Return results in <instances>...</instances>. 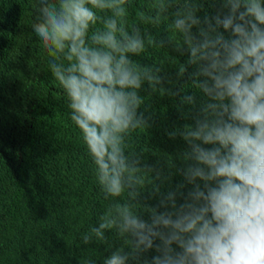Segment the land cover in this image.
Returning <instances> with one entry per match:
<instances>
[{"label": "clouds", "instance_id": "obj_1", "mask_svg": "<svg viewBox=\"0 0 264 264\" xmlns=\"http://www.w3.org/2000/svg\"><path fill=\"white\" fill-rule=\"evenodd\" d=\"M28 2L25 13L37 5ZM127 5L38 0L33 31L51 58L49 69L66 95L105 199L120 198L83 243H108L105 233L115 230L128 247L103 259L92 248L38 245L43 253L31 258L40 257L39 264H264V0H211L215 14L203 16L201 0H151V15L141 12L131 25ZM98 21L103 27L90 31ZM142 24L157 32L167 24V37ZM149 46L186 57L174 77L160 65L133 59ZM186 74L199 90V103L181 95L182 85L164 87ZM162 88L178 107L190 106L183 117L192 120L164 130L187 146L179 162L168 164L149 163L143 150L128 148L131 134L154 122L142 93ZM55 155L48 154V167ZM55 170L52 178L69 187L80 181L73 170ZM177 175L183 179L175 183ZM53 191L58 196L60 187ZM142 202L150 209L146 214L137 207ZM24 203L20 195L12 202L0 197V217ZM28 233L0 223V252L23 251Z\"/></svg>", "mask_w": 264, "mask_h": 264}, {"label": "trees", "instance_id": "obj_2", "mask_svg": "<svg viewBox=\"0 0 264 264\" xmlns=\"http://www.w3.org/2000/svg\"><path fill=\"white\" fill-rule=\"evenodd\" d=\"M201 2L204 5L201 16L215 14L211 0ZM150 3L151 0H128L129 25L138 19L141 12L151 15L147 7ZM28 5V0L0 1V197L12 202L20 195L25 200L22 207L5 208L0 223L30 232L23 251L7 255L0 252V256L4 257V264H39L42 261L40 257L31 258L43 253L38 245L47 250L59 245L96 249L106 259L114 248L128 247L125 238L112 230L105 233L108 243L93 240L86 245L82 237L98 225L113 201L120 198L105 199L97 182L95 165L79 129L70 119L66 95L49 69L51 58L33 31L38 16V0L37 5L25 13L24 7ZM98 15L107 13L98 12ZM102 27L98 21L90 31ZM141 27L161 39L167 37V24L161 25L158 32L148 24ZM133 59L143 65H160L165 73L174 77L186 57H179L167 46H149ZM194 70L195 66L188 68L189 73ZM176 84L184 87L181 95H194L199 103V90L187 74L180 81L170 80L164 87ZM142 95L145 105L153 113L154 122L152 126L131 134L129 150H143L149 163L179 162L180 153L187 146L179 137L169 139L164 130L190 125L192 120L183 117L190 106L178 107L179 100L167 96L163 88ZM37 151L42 153L38 159ZM53 152L57 155L52 160L53 166L51 163L48 167V154ZM63 167L73 170L72 177L80 181L69 187L62 178H52L56 174L55 169ZM182 179L177 175L173 182ZM54 187H60L58 196H51L54 195ZM145 191L150 192L151 185ZM39 195L43 196L42 200L48 207L46 215ZM137 207L143 214L150 211L143 202ZM20 219L23 221L19 222ZM69 228L75 230L67 232ZM109 244L113 247L110 248ZM152 254H148L149 258ZM54 255L58 261L62 257L57 252Z\"/></svg>", "mask_w": 264, "mask_h": 264}]
</instances>
